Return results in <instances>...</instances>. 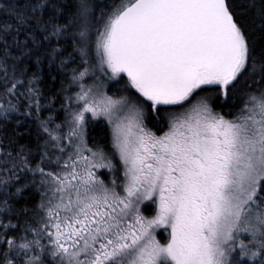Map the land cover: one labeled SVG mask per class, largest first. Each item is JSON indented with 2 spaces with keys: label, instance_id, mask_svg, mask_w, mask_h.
Segmentation results:
<instances>
[{
  "label": "snow or ice",
  "instance_id": "1",
  "mask_svg": "<svg viewBox=\"0 0 264 264\" xmlns=\"http://www.w3.org/2000/svg\"><path fill=\"white\" fill-rule=\"evenodd\" d=\"M0 264H264V0H0Z\"/></svg>",
  "mask_w": 264,
  "mask_h": 264
},
{
  "label": "rangeland",
  "instance_id": "2",
  "mask_svg": "<svg viewBox=\"0 0 264 264\" xmlns=\"http://www.w3.org/2000/svg\"><path fill=\"white\" fill-rule=\"evenodd\" d=\"M164 235H166V234H164ZM161 239H163V236L161 237Z\"/></svg>",
  "mask_w": 264,
  "mask_h": 264
}]
</instances>
